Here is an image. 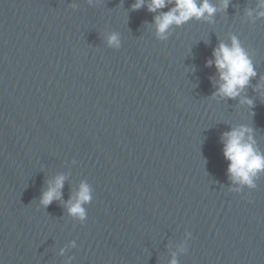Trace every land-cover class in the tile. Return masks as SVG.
Here are the masks:
<instances>
[{"label":"water","instance_id":"1","mask_svg":"<svg viewBox=\"0 0 264 264\" xmlns=\"http://www.w3.org/2000/svg\"><path fill=\"white\" fill-rule=\"evenodd\" d=\"M209 2L161 39L136 0H0V264H264V174L233 183L222 142L246 127L264 153V6ZM233 37L256 76L214 98Z\"/></svg>","mask_w":264,"mask_h":264},{"label":"clouds","instance_id":"2","mask_svg":"<svg viewBox=\"0 0 264 264\" xmlns=\"http://www.w3.org/2000/svg\"><path fill=\"white\" fill-rule=\"evenodd\" d=\"M229 0H223L226 10ZM264 6V0H260ZM171 7L167 12L161 10ZM147 6L151 13H159L154 16L157 36L166 38L167 33L173 27H180L195 19H207L212 17L217 9L209 0H136L132 5L133 10ZM264 16V12L260 13ZM109 43L118 46V38L113 35ZM208 67L215 66L218 74L217 91L214 98L236 99L250 83V79L256 76L253 65L238 40L233 37L231 45L221 43L213 50V59L207 62ZM249 107L253 106L252 100L242 101ZM251 129L246 127L235 128L222 136L223 156L228 162V175L233 183L254 188V179L264 174V153L260 152L251 136ZM64 177L58 176L54 183L50 184L47 191L42 193L40 203L47 207L55 200L62 197ZM239 192L240 189H234ZM91 200V189L86 183H82L77 193L75 202L71 200L67 204L68 214L84 220L86 210L84 204ZM63 254V252H61ZM172 264H176L173 259Z\"/></svg>","mask_w":264,"mask_h":264}]
</instances>
